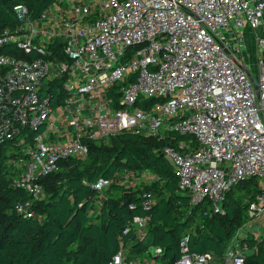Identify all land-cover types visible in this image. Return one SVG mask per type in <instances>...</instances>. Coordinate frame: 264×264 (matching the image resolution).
<instances>
[{"label": "built area", "instance_id": "built-area-1", "mask_svg": "<svg viewBox=\"0 0 264 264\" xmlns=\"http://www.w3.org/2000/svg\"><path fill=\"white\" fill-rule=\"evenodd\" d=\"M16 10L19 24L0 34V49L14 50L0 54V153L14 146L19 156L9 166L30 201L17 212L34 217L40 179L64 160L86 159L88 142L178 134L186 139L163 154L192 206L221 213L230 190L252 179L259 193L220 256L191 252L187 236L173 264H247L256 251L248 238L264 241V0H55L37 19ZM131 179L116 182L132 188ZM114 182L100 178L92 188L103 194ZM144 197L149 207L152 196ZM146 225L135 217L124 234L143 240ZM126 254L109 264H158L163 249Z\"/></svg>", "mask_w": 264, "mask_h": 264}, {"label": "trees", "instance_id": "trees-1", "mask_svg": "<svg viewBox=\"0 0 264 264\" xmlns=\"http://www.w3.org/2000/svg\"><path fill=\"white\" fill-rule=\"evenodd\" d=\"M55 0H0V34L19 24L16 8L25 7L37 19ZM11 48L0 54H14ZM53 93L59 96L60 84ZM186 137L167 135L164 139L123 133L107 143L88 142L84 160L60 162L58 171L40 179L41 201L33 202L34 217L19 214L16 206L29 202L27 193L16 186L19 170L9 166L18 160L13 147L0 153V264H109L122 249L127 258H143L151 247L163 249V260L173 264L180 256V241L189 236L193 253L220 256L236 232L247 222L249 202L259 193L252 179L234 186L214 213L209 203L190 204L179 191V179L163 152ZM16 147V146H15ZM149 173L145 185L127 188L116 181L120 176L137 178ZM100 178L115 182L102 193L92 185ZM151 194V205L144 195ZM135 217L147 219L145 239L132 227ZM255 252L247 264H264V241L249 237Z\"/></svg>", "mask_w": 264, "mask_h": 264}, {"label": "rangeland", "instance_id": "rangeland-1", "mask_svg": "<svg viewBox=\"0 0 264 264\" xmlns=\"http://www.w3.org/2000/svg\"><path fill=\"white\" fill-rule=\"evenodd\" d=\"M245 39L247 41V50L250 51V58L251 60H256L258 57V53H257V49L255 48V37L254 35L251 33V31H247L245 34ZM252 74L256 77V68L253 67L252 68ZM132 182V186H137V185H145L147 183L145 182H141L138 181L137 178H132L130 180ZM133 187V188H135ZM171 258H169L168 260H163L162 258H159L158 260V264H168L170 262Z\"/></svg>", "mask_w": 264, "mask_h": 264}, {"label": "crops", "instance_id": "crops-1", "mask_svg": "<svg viewBox=\"0 0 264 264\" xmlns=\"http://www.w3.org/2000/svg\"><path fill=\"white\" fill-rule=\"evenodd\" d=\"M261 34V33H260ZM152 176V175H151ZM143 180L142 182L147 183V177L145 176V174H142ZM148 178H150V176L148 175Z\"/></svg>", "mask_w": 264, "mask_h": 264}, {"label": "water", "instance_id": "water-1", "mask_svg": "<svg viewBox=\"0 0 264 264\" xmlns=\"http://www.w3.org/2000/svg\"><path fill=\"white\" fill-rule=\"evenodd\" d=\"M158 258V257H157Z\"/></svg>", "mask_w": 264, "mask_h": 264}]
</instances>
